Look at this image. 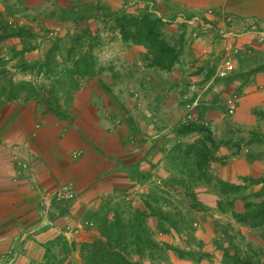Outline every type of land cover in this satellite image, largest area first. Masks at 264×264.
Listing matches in <instances>:
<instances>
[{
  "label": "rangeland",
  "instance_id": "rangeland-1",
  "mask_svg": "<svg viewBox=\"0 0 264 264\" xmlns=\"http://www.w3.org/2000/svg\"><path fill=\"white\" fill-rule=\"evenodd\" d=\"M86 1L95 4L97 0ZM74 3V0H42L41 4L35 6L25 0H0V22L11 26L14 33L19 31L21 39H8L0 44V62L9 61L7 68L15 83L32 84L41 94L36 100H26V94L8 100V94L3 91V84L0 83V107L9 104L34 107L43 116L52 114L64 128L72 125L75 127L80 121L83 107L82 104H76V95L84 91L93 92L96 88L106 95L104 102L95 98L98 106L103 107L106 103L108 107L104 109L105 113H114L111 119L115 121V127H124L129 131L124 138V147L125 150L138 153L139 164L131 170L130 165L124 166L133 180L134 188L114 191L111 195L102 197L98 210L84 212L81 224L71 231L91 233L90 241L77 242L74 238L68 240L66 237H59L56 247L45 249L42 264H84L80 245L101 237L102 223L98 222L99 218L106 220V226L117 220L128 225L122 231L124 241L119 250L133 262L246 264L249 259L250 264H257L258 261L259 264H264V256L260 251L264 249V225L262 230H251L237 223L232 215L233 211L244 212L247 198L252 203L262 200L255 197V194L264 187V183L257 184L258 180L264 179V172L258 178L246 179L240 176L234 183L222 179L232 169L230 164L235 160L238 161L237 164L257 161L264 168V135L259 130H246L236 124L234 116L239 103L240 86L226 100L225 97L221 100L208 98L214 87L220 85L226 88L228 85L225 81L233 83L238 78L241 83L244 79L241 76L219 78L218 71L225 59L224 55L217 66L210 67L206 72V75L210 74L212 84L204 90L206 94L200 100L198 96L195 98L190 94L198 88L192 85L184 86L187 91L185 93L182 90L181 99L176 94V99L170 100L176 111L173 107L165 108L166 99L163 96L165 77L183 75L191 83L190 79L196 71L192 65L193 57H190L189 62L184 59L180 35L185 33L189 42L212 35L211 40L216 39V36L222 40L224 38L221 37L217 23L223 21L226 30L237 28V23L223 17L219 21L214 20L203 11L191 12L173 7L167 0H100L101 6L114 13L134 16L148 13L163 23L165 39L176 46L179 58L170 71H161L149 66L150 58L147 60V50L142 45L124 43L108 22V17L102 13L97 19L79 24L60 22V9L70 8ZM202 24L207 28H203ZM10 33L12 32L9 31ZM84 34L86 40L80 37ZM56 42L63 44L70 53L66 50L55 52L54 60L49 63L46 57ZM138 48L144 51L140 52ZM22 49L26 52L19 56ZM132 49L135 57H132ZM16 53L18 57H15ZM83 53L85 56H89L86 54L89 53L95 59V62L91 59L85 65H93L88 71L90 74L71 75L73 70L70 66ZM21 59L25 61L24 67L19 66ZM177 68L179 73L176 72ZM248 70L246 75L250 77L264 71V67L249 66ZM71 80H74L77 87L73 95ZM154 80L161 84L156 86L152 83ZM48 99H57L60 108H51ZM126 103L132 104L131 110L125 108L128 105ZM215 105H221L222 113L214 118L209 117L210 122L205 117ZM173 111L176 112L174 115L171 113ZM256 114L264 122V115ZM190 122H197L208 129L211 139L219 146L214 148L208 143L212 152L207 170L198 167L200 163L205 165V158L187 155V146L201 147L206 134L178 136L175 133L179 125ZM254 136L262 143H255L256 146L250 147ZM221 148H225L224 152ZM199 177V180H194ZM220 181L238 186L241 190L237 196L223 194ZM55 191L48 195L52 203ZM232 200V209L229 208L226 212L219 209L220 201L226 204ZM155 212L164 215L162 229L158 227V218L151 216ZM64 213L63 211L62 214ZM139 213L145 215L141 217ZM60 214L61 211L58 212ZM137 219L142 221V229L147 231L141 237L137 235L139 229H132L131 226Z\"/></svg>",
  "mask_w": 264,
  "mask_h": 264
},
{
  "label": "crops",
  "instance_id": "crops-1",
  "mask_svg": "<svg viewBox=\"0 0 264 264\" xmlns=\"http://www.w3.org/2000/svg\"><path fill=\"white\" fill-rule=\"evenodd\" d=\"M168 1L173 7L191 12L203 11L214 20L219 21L220 17L227 21L232 19L238 27L224 38L226 26L223 21H219L217 24L224 38L222 40L219 36L211 40L212 35L189 42L185 33L180 35L184 59L189 62L192 56L196 71L190 79L191 83L183 75L163 79L165 108L173 107L176 111L170 100L176 99V94L181 99L183 91H187L185 85L198 86L190 94L195 98L198 96L200 100L206 94L204 90L212 84L210 74L206 75L208 69L217 66L224 55L228 57L238 52L240 56H237L236 70L229 78L241 76L244 81L239 83L238 78L233 83L225 81L228 86L212 88L208 98L221 100L225 97L226 100L240 86V98L234 116L236 124L246 130H259L263 136L264 122L256 113L264 115V71L250 77L246 73L249 66L264 67V43L255 35L256 28L264 29V0ZM25 2L36 6L42 0ZM207 11H211V14ZM246 26L251 31H244ZM138 51L144 50L138 48ZM132 53V57H135L134 49ZM176 72L179 73L178 68ZM152 83L156 86L161 84L155 80ZM172 93L175 94L172 96ZM76 96V104H82L83 107L80 121L75 127L64 128L52 114L43 116L34 107L12 104L0 107V264H42L45 249L48 246L56 247L59 237L68 240L74 238L77 242L90 241L91 233L71 232L81 224L84 212L98 210L101 198L114 191L134 188L133 180L124 168L130 165L131 170L139 164L138 153L125 150L124 147V138L129 131L124 127H115V121L111 119L114 113H105L104 109L108 107L106 103L103 104L106 107L98 106L96 99L101 102L105 100L103 92L95 88L93 92L84 91ZM126 104L125 108L131 110L132 104ZM220 108L221 105L212 106L204 117L208 119L221 115ZM175 111L171 113L174 115ZM209 121L212 122L210 118ZM255 143L250 147L256 146ZM224 149L221 148V151L224 152ZM234 162L230 164L234 170L224 174L223 180L234 183L240 176L258 178L264 172L257 161ZM66 183H73L75 200L52 203L48 195Z\"/></svg>",
  "mask_w": 264,
  "mask_h": 264
},
{
  "label": "trees",
  "instance_id": "trees-1",
  "mask_svg": "<svg viewBox=\"0 0 264 264\" xmlns=\"http://www.w3.org/2000/svg\"><path fill=\"white\" fill-rule=\"evenodd\" d=\"M74 1L75 3L72 7L60 9L62 14L60 19H58L60 22H73L79 24L91 19H97L100 13H102V15L104 14L105 17H108V22L112 24L114 31L118 32V35L121 37L124 43L142 45L147 50L146 57L147 60L148 58H150L148 61L151 68L161 71H170L175 66V64H177L179 53L177 52L176 46H172L165 39L162 31L164 25L159 19L154 18L148 13H143L140 16L128 15L125 13H114L110 11L109 8L101 6L100 0H97L95 4L89 3L86 0ZM9 31H11L12 33L9 34ZM14 32L15 31H12L11 26L3 25L2 22H0V44L7 41L8 39H20V32ZM80 37L82 38V40H86L85 34ZM90 48H92V46L88 48V52L90 51ZM51 49L48 53V56L46 57L49 63L54 60L55 52L66 50L70 53V51L67 50L66 47L59 42H56L55 46ZM25 52L26 50L22 49L19 52V56H21ZM86 54H88L89 56H85V53H83V56L77 61L73 62V66H70V69L73 70L71 71V75L75 74L86 76V74H90L88 71L90 70V68H93V65L89 64L86 67L85 65L91 59L95 62V59L89 53ZM15 57H18V53L15 54ZM7 64H9V61L5 62L2 60L0 62V83L3 84V91L8 94V100L20 97L22 94H26V100H36V98L41 96V94L39 93V89L34 85L26 82L15 83L9 74ZM24 65L25 61L24 59H21L19 66L24 67ZM92 72L93 71H91V73ZM71 82L72 83L70 84V86H73V89H71V91H73L71 95H73L77 90V87L74 83V80H71ZM48 103L51 108H60L57 99H55V101L53 99H48ZM175 133L178 136H188L194 133L206 134L204 136L202 142L203 144L201 145V147H198L196 145L187 146V155H198L201 156V158H205V165H203V163H200L198 167L207 170L210 160L209 157L211 156L210 152H212L210 151L211 149H209L208 143L214 146V148L219 147L218 144L213 139H211V134L209 133L208 129L197 122H190L179 125L175 129ZM254 142L262 143L257 136H254L253 140L250 141V143ZM202 152H206V154H202ZM201 176L204 175L201 173ZM200 178L201 177L194 180H199ZM262 183H264V179L257 181V184ZM219 184L221 186L223 194L229 196H237L236 194L241 190L238 186L227 185L221 181ZM255 197H259L262 200L257 203H252L249 202L247 198L244 212L235 213L233 211L232 215L236 222L240 225L251 230H262L261 227L264 225V187L260 192L255 194ZM233 201L234 200H232L231 202L227 201L226 204H223L222 201H220L219 209L224 212L228 211L229 208L232 209ZM139 214L141 215V217L145 215V213ZM151 216H155L158 218V227L162 229V223L163 221H165V219L163 218V213L155 212ZM98 220L99 223H102L100 225V227H102V230H100L101 237L93 240L91 243H83L80 245V252L82 254L81 257L84 264H141L139 262H133L129 260L126 256H124L121 250H119L121 242L124 241L122 231L126 230V227L128 225H125V223H123V221L121 220H117L115 223L106 226V220H104V218H99ZM142 224V221L137 219V221L133 225H131L132 229H139V232H137L138 237L143 236V233L147 232L142 229ZM50 247L52 246H48V249ZM141 250L142 249H140V251ZM260 251H262V255L264 256V249ZM246 264H250L249 259ZM257 264H259V261L257 262Z\"/></svg>",
  "mask_w": 264,
  "mask_h": 264
},
{
  "label": "built area",
  "instance_id": "built-area-1",
  "mask_svg": "<svg viewBox=\"0 0 264 264\" xmlns=\"http://www.w3.org/2000/svg\"><path fill=\"white\" fill-rule=\"evenodd\" d=\"M230 21V19L228 20ZM189 24V23H188ZM203 28H207L205 24H202ZM244 31H251L250 28L246 26V28H243ZM206 30V29H203ZM231 30V31H230ZM234 29H228L224 33L223 37L226 38V34L232 32ZM234 33V32H232ZM256 37L261 43H264V29L262 28H256ZM237 54L238 52H233L231 55L228 57H225V59L222 61V64L219 68L218 71V76L219 78H228L232 73L235 72L236 70V65H237ZM76 198V190L73 185V183H66L60 186L54 193L53 200L57 203H69L75 200Z\"/></svg>",
  "mask_w": 264,
  "mask_h": 264
}]
</instances>
